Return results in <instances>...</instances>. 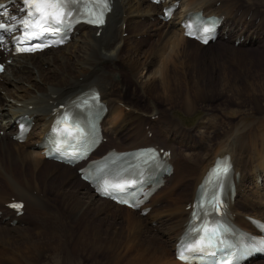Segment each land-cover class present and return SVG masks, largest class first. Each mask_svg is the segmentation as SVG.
I'll return each mask as SVG.
<instances>
[{"label": "bare ground", "instance_id": "6f19581e", "mask_svg": "<svg viewBox=\"0 0 264 264\" xmlns=\"http://www.w3.org/2000/svg\"><path fill=\"white\" fill-rule=\"evenodd\" d=\"M168 1H177L178 5L165 21L160 18V8L166 3L156 6L146 0H113L99 35L95 27H76L72 38L85 32L86 36L73 61L64 53L58 54L56 61L50 56L34 60L37 55L59 49L50 48L15 56L5 67L0 75V94L4 90L11 102L6 95L0 96V264H184L174 258L173 249L189 218L187 206L215 156L225 153L231 157L236 184L228 216L244 225L245 215L264 220V193L257 182L264 171L263 82L251 84L246 77L249 88L258 89L261 95L251 97L249 108L256 111L249 125L221 126L219 130V122H210L206 112L207 101L223 95L238 107L248 106L247 87L238 81V74H245L252 65V61L241 63L248 56L245 46L264 33V9L257 4L264 0ZM198 9L223 17L219 36L231 43L206 50L209 43L202 46L183 36L181 22ZM125 31L141 34L145 40L126 42L121 36ZM236 40L240 42L235 44ZM39 62L55 65L61 75L49 79L43 75ZM229 62L236 65L237 73L228 67ZM118 65L122 68L116 71ZM18 67L29 74L19 73ZM6 70H10V75L4 77ZM7 77L26 81L35 91L11 83ZM90 88H96L107 103L103 119L107 142L118 144L130 139L117 150L158 144L141 141L154 125L161 128L169 144L179 141V135L199 138L195 146L189 145L188 140L185 144L178 142L180 148L187 144L196 147L194 151L185 147L187 152L181 153L182 158L173 146H159L171 150L172 172L138 211L97 197L79 181L74 168L47 160L42 154L40 144L49 127L47 118H51L58 104ZM23 116L32 117L34 124L26 141L19 143L10 137L19 123L17 119ZM181 165L186 169L182 176ZM14 176H18L17 181H13ZM187 180L191 184L186 194L175 193ZM10 197L24 201L22 215L5 207L12 201ZM145 207L150 209L143 215ZM29 214L44 231L29 227L25 222ZM118 214H122V219ZM168 241L171 247L166 246Z\"/></svg>", "mask_w": 264, "mask_h": 264}, {"label": "snow or ice", "instance_id": "6c2138e0", "mask_svg": "<svg viewBox=\"0 0 264 264\" xmlns=\"http://www.w3.org/2000/svg\"><path fill=\"white\" fill-rule=\"evenodd\" d=\"M22 7L18 10L23 17H11L15 23L5 26L0 22V32L11 31L15 29L20 31L23 28V36L16 37L14 42L28 44L27 47L17 46L18 52H32L50 45L44 43L45 40H52L53 43H63L66 34L71 30L75 23L85 22L97 27L105 24V15L110 11L111 0H21ZM34 29L33 31H28ZM210 29L205 28L202 34L209 33ZM199 32V29H198ZM2 39V37H0ZM208 42L207 38L204 40ZM98 97H93V101ZM63 121H68V116L62 117ZM59 124L60 121H57ZM79 132L80 129L70 130L65 127L64 133L68 137L73 136V132ZM229 168L225 163L223 166L217 165L210 170V179L207 183L212 187L202 189L201 196L197 198L193 210L192 218L186 228L184 235L177 244L178 259L184 261L204 260L208 253L206 249L215 247H224L225 241L220 239L221 231L225 230L223 225L216 224L215 227H209V218L215 221V213H218L223 206L221 196L216 192V187L225 186V177ZM103 195L116 198L117 195L126 192V186L115 184L113 190L108 187L97 188ZM120 203H129L128 200L121 198ZM12 208L20 209L21 204H12ZM199 237V239H197ZM194 241V243H190ZM264 244V241H261ZM247 247V246H245ZM243 250V249H242Z\"/></svg>", "mask_w": 264, "mask_h": 264}, {"label": "rangeland", "instance_id": "374dc122", "mask_svg": "<svg viewBox=\"0 0 264 264\" xmlns=\"http://www.w3.org/2000/svg\"><path fill=\"white\" fill-rule=\"evenodd\" d=\"M255 3H257V2H255ZM257 4H260L261 8L264 9V1L263 2H258ZM121 15H122V18H124V19L126 18V14H121L120 13V16ZM247 19H248V17H247ZM140 21H143L142 18H140ZM118 25H119V23H118ZM85 34H86V32H85ZM85 34L78 35L77 38H75V39L73 38L72 42H70V43H68V45H66L67 47L64 46V47L59 48L57 50H51L50 52L44 53L43 55L42 54L41 55H37V56H35L34 60L36 59V62H37L40 57L41 58H47V57L50 56V57H53L54 60L56 61L58 59L57 56H59L58 54H60V53L63 54L64 53L63 55H66L70 61H73L72 59H74V56L77 53V50L80 48L81 45H83V42L85 40L84 38L86 36ZM121 36H122V38L125 39L126 42H130V40H132V39H137V40H140L141 39V37H140L141 34L132 35L130 33V31L123 32ZM253 38L255 39V36ZM146 39L148 40V38H146ZM143 40H145V38L144 39H141V42H143ZM223 43L225 44V43H231V42L228 41V40L223 41L220 38H218L216 40V42L209 43V46L208 47H205L204 49H206V50H208L210 48H212V49H219V47H221V44H223ZM263 45H264V33L262 34V36H259V39H257L254 43H251L250 45L247 44L245 46V49H247L248 56H246L244 58L245 61H242L241 63L243 65H245V64L247 65V63L249 61H252V63H251L252 65H251V68L248 71L245 72V74H244V72L238 74V81L242 84V86L247 87L245 92L248 93L247 94V97H246V99L248 101V106L238 107L237 104L233 103L225 95L221 96L218 99L217 98H214L211 101H207V103H209L208 104L209 107H208V109H207L206 112L208 114L207 117L210 118L208 120H211L212 119L210 122H215V121H217V123L219 122V130H220L221 126H222V128H226V127H229L230 125L233 126L234 124L237 125V126L242 125V124H245V123L249 125L250 122H251V120H253V118H254L253 115L255 114V111L256 110H252V109L249 108V107L252 106V104H251V102H252L251 101V97L255 94L256 96H258L260 98L261 95H260V92L257 91L258 89H256L254 91L251 88H249V84H247V82H246V77H247L248 81L251 84H255V85L256 84L257 85L259 84V85H262V82L264 84V48H263ZM68 53H70V54H68ZM39 64H40V66H41V68L43 70L42 72H44L43 75L46 74V76H48L49 79H51V77L54 78V77H57V76L61 75V72L58 70V68L55 65H50V64H47V63H43V62H39ZM228 67L233 68L235 72L237 70L236 65L233 64V63H230L229 62ZM121 68H122L121 65H118L117 68H115V70L116 71H119ZM17 70L19 71V73H22L24 76H26V75L29 74L28 70H23V69H21L19 67L17 68ZM124 72L127 73L128 71H124ZM9 73H10V70L9 71L6 70V72L4 73V75H5L4 77H6V75L9 76L10 75ZM36 75H37V73H36ZM8 79H9V81H11V83L17 82V85L23 86L28 91H31V92H34L35 91V87L32 86V85H30L26 81H22V82L16 81L15 80V77H9ZM79 80H81V77L79 78ZM129 80L130 79H127V81H129ZM12 87L13 86H9L10 89H13ZM129 93H132L131 90H129ZM5 95H6V92L3 90L1 92V94H0V96H5ZM135 96L138 99H140V96L138 94H136ZM7 100H8V102H11V100L9 99L8 96H7ZM17 105L19 106L20 103H18ZM157 115H159V114H157ZM152 119H153V115H152ZM157 119H159V118H157ZM157 119H155V120H157ZM189 122H191V121H189ZM146 126H147V124L144 126V128ZM152 128H153V130L151 131V133H153L152 134V137L151 138L146 137L145 139L142 138L143 140H141V141H143L144 143H146V142L147 143H151V142H154V141L155 142L158 141V144H156V145H159V146L162 145L164 147L171 145V147L173 146V149H175V151L177 152V154L181 158H182V154L181 153L184 152V151H186L185 150V147H186V149H188L187 151H189V150L190 151H194L196 149V147H189V145H191V144L194 145V146L197 145V142H198V139L199 138H197L196 136L189 137L187 135H181V136L179 135V137H178L179 141H182V143L185 144V142L188 140L187 143L189 144V145L188 144L187 145H184L185 147H183V148H180L181 146H178L179 145L178 144L179 141H177V142L176 141H171L170 142L171 144H169V142L165 141L164 135L161 132L162 130H161L160 127L154 125V126H152ZM7 134H9V133L6 132L5 137H6V139L8 141H10L9 135H7ZM116 134H115V137L118 136V134L117 135ZM1 137H3V135H1V133H0V138ZM181 139H183V140H181ZM31 141H33V140H31ZM123 141L117 144V143L112 142V140H111L109 142L111 144H108L106 142L107 143L106 146L108 147V146H112L113 145L116 148H119L120 144H121V146H124V145H127V143H130V142H128V141H130V139L128 141L126 140L124 142L125 144L123 143ZM0 142H2L1 139H0ZM160 142H162V143H160ZM179 157H178V161L179 162L180 161L182 162V159H180ZM215 157H217V156H215ZM182 165L184 167V164L183 163H182ZM182 165L180 166V174H181V176L184 175V174H186V169L184 170V168L182 167ZM14 178L15 179H13V181L16 180V179H18V176H14ZM11 183L13 184L12 181H11ZM190 184H191V182L189 180H187L186 182H184L181 185V187L179 189L176 190L175 193H177L178 191L179 192L182 191V193L184 192V194H186V192L190 188ZM167 195H169V193ZM175 195H173V196H175ZM11 198H16V197H10V199ZM164 198H167V196L166 197L164 196ZM183 202L185 203L186 201L184 200ZM244 212L245 213H249V211L247 209H244ZM121 217H122V214H118V218H121ZM25 222L26 223L28 222L29 227L32 228V229H36V230L39 229V231H44L43 227H40L39 224L36 221L33 220V218H32L31 215L25 220ZM30 233H32V235H36L35 234L36 232L34 230H31ZM73 241L69 245V248L70 249H72V247H73ZM166 246L171 247V243L169 241L166 242ZM60 250L62 251V249H60ZM85 257L86 256L83 255V258H85ZM87 261L90 262L89 259ZM250 264H264V259L254 260Z\"/></svg>", "mask_w": 264, "mask_h": 264}]
</instances>
